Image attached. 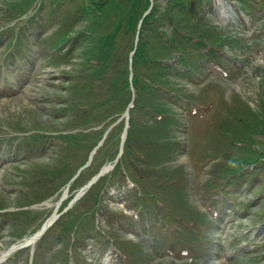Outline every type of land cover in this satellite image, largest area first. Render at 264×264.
Returning <instances> with one entry per match:
<instances>
[{
	"label": "rangeland",
	"instance_id": "obj_1",
	"mask_svg": "<svg viewBox=\"0 0 264 264\" xmlns=\"http://www.w3.org/2000/svg\"><path fill=\"white\" fill-rule=\"evenodd\" d=\"M117 1L122 2L124 8L130 6L126 19L132 27L128 35L123 30L120 33L117 50L120 54L110 59L107 71L91 75V66L102 60V56L90 58V63L84 51L89 43L95 45L96 42L79 35L67 59H58L56 50L49 48H57L59 54L61 49L58 48L78 33L76 27L90 26L91 22L85 23L93 16L87 8L88 0H0V56L13 54L12 59L16 61L14 71L10 72L7 64L4 66L6 85L3 97L0 94V205L5 208L0 213V252L32 234L48 213L54 211L56 203L63 198L66 182L86 158L85 137H67L70 144L64 146V141L53 134L87 129L96 123V118L107 117L109 108H95L114 100L116 90L122 84L126 86V75L123 76L125 81L121 79L116 85L113 81L126 61L123 51L131 49L136 23L148 1ZM12 2L23 3L25 11L15 9ZM159 2L158 15L152 25L162 29L154 33L157 39L153 40L152 55L162 59L176 52L175 48L159 43L162 32L180 43L170 29L174 24L167 22V14L180 21L184 18L186 26L181 25L192 34L200 35L204 47L218 44V49L229 58L220 54L221 51L208 48L203 56L202 73L198 76L193 69L192 78L187 72L193 66L187 62L183 64L184 73L171 70L167 76L160 71L155 75L153 62V65L138 63L139 71L162 81L168 89L173 87L183 96V99H175L172 93L166 92L163 99L159 93L144 88L138 109L134 111L138 123L146 124L134 134L135 142L144 149L138 148L147 157L138 156L131 140V153L121 159L141 191L152 194L145 199L138 198L139 189H131L122 169L111 177L107 189H103L106 183L100 180L64 218L46 231L41 243L35 244L33 264H103L104 256L105 264H208L207 260L222 257L221 264H264V227L257 231L264 225V165L257 173H252L249 166L256 155L251 148L257 152L259 147L264 149V133L256 135L255 131L257 124H264V0H242V12L233 10L232 0H203L202 3L186 0L187 10L176 12L179 0ZM119 13L118 9L107 13L96 32L101 36L114 32L113 21ZM21 55L23 58L18 59ZM211 60L222 64L225 73L215 67L211 69L208 63ZM116 62L119 72L114 65ZM85 65V70L78 72ZM66 72L74 75L72 87L85 81L75 90L81 97H76L75 101H79L77 106L81 107L74 116V111L68 107L74 104L75 96L67 94L63 88L65 82L70 81ZM120 96L119 109L113 107L116 113L122 111L127 93ZM152 97L165 102L156 103L160 111L171 113L166 123L152 122L158 115L147 108L157 102L150 100ZM245 102L251 104L256 114L251 113ZM192 103L208 105L210 110L206 109L209 111L202 117H199L200 110L198 115L192 116L189 111ZM86 104L95 105L93 111L83 107ZM96 111L101 116L91 119L90 114ZM238 115L247 120L255 119V130H250L253 137H245L247 130L241 126L243 119ZM260 117L263 120L259 122ZM115 129V132L120 131L118 127L113 131ZM214 129L217 134L213 133ZM34 133L37 135L29 137ZM236 140L248 141L251 148L236 145ZM129 150L130 144H127L126 153ZM114 152L115 144L110 142L98 154L95 164L111 160ZM94 168L82 172L69 187L67 197L77 192ZM220 188L224 193L218 190ZM96 194H100L98 201ZM217 195L219 200L230 196L234 203H224V214L220 212L219 219L213 220L204 204ZM156 198L163 205L155 203ZM233 208L240 211L239 217L229 216ZM82 212L93 225L78 227L74 241H70V230L69 235L61 239L63 226L73 219H83L86 215ZM177 216H181L178 223L175 222ZM137 225L154 239L153 250L145 242L141 241L143 246L135 244ZM113 246L125 258L108 254ZM168 247L175 248L174 256L166 255ZM182 248H188L190 254L181 257L178 253ZM29 257L30 248L24 247L7 254L1 264H30Z\"/></svg>",
	"mask_w": 264,
	"mask_h": 264
},
{
	"label": "bare ground",
	"instance_id": "obj_2",
	"mask_svg": "<svg viewBox=\"0 0 264 264\" xmlns=\"http://www.w3.org/2000/svg\"><path fill=\"white\" fill-rule=\"evenodd\" d=\"M222 261L223 260H221V259H217V260L214 259V260H211V261L207 260L206 263H208V264H221Z\"/></svg>",
	"mask_w": 264,
	"mask_h": 264
},
{
	"label": "trees",
	"instance_id": "obj_3",
	"mask_svg": "<svg viewBox=\"0 0 264 264\" xmlns=\"http://www.w3.org/2000/svg\"><path fill=\"white\" fill-rule=\"evenodd\" d=\"M130 25H131V23L128 22V26H130Z\"/></svg>",
	"mask_w": 264,
	"mask_h": 264
}]
</instances>
